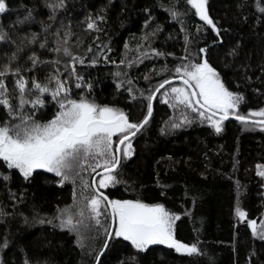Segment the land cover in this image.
Segmentation results:
<instances>
[{
    "label": "trees",
    "instance_id": "trees-1",
    "mask_svg": "<svg viewBox=\"0 0 264 264\" xmlns=\"http://www.w3.org/2000/svg\"><path fill=\"white\" fill-rule=\"evenodd\" d=\"M241 2L208 0V13L221 29L220 37L194 15L186 0H65L66 7L56 12L55 20L48 18L44 0H8L12 10L0 14V24L8 26L17 18L23 19L31 9L35 22L17 25L19 31L40 33L41 38L46 35L52 48L59 40L61 48L67 47L84 59L83 64H75L83 87L76 88L74 77L68 78L73 98L83 94L98 104L118 107L133 121L142 120L146 114V101L137 89L147 95V90L165 77L178 78L172 70L186 54L193 61L203 55L220 73L225 86L243 95L239 111L247 115L249 110L264 108V14L256 10L254 0H246L251 7L243 9L238 7ZM171 3L181 12L188 9L187 13L172 18L167 11ZM98 16L104 17L103 21L96 19L100 30L88 29L89 17ZM41 21L50 25L47 34L41 32ZM57 31L58 36L54 34ZM65 33L67 44L63 42ZM31 47L42 60L60 61L38 68L37 78L58 68L63 79L71 71V65L66 66L70 58L62 51ZM201 47H206V53L199 54ZM151 49L170 55L157 56ZM232 49H236L235 56L229 55ZM12 50L0 44V64ZM27 54L25 49L20 61L26 65L30 63ZM164 65L169 71H162ZM44 99L45 107L36 112V119L41 121L56 110L50 96L45 94ZM179 115L180 108L163 103L159 94L152 118L132 139L133 155L122 160L118 169L117 178L122 182L102 191L110 198L163 204L179 214L174 225L176 238L187 243L198 238L203 254H180L165 245H150L136 252L129 242L116 238L100 264H132L131 256L136 257L135 264H264V240L253 236L247 225L248 219H255L257 232L264 228V178L256 174V166L264 165V130L223 121L222 131L216 133L199 119L169 128L166 122L178 120ZM5 119L6 112L0 108V120ZM85 169L81 176L90 183L95 173L87 165ZM2 172L10 175L7 182L0 180V209L10 213L0 216V242L5 236L9 240L8 247L0 250L4 264H23L25 254L33 261L47 260L49 264H93L95 250L103 243L102 232L94 240L85 239L81 249L76 234L55 227L57 221L40 224L33 219H50L58 207L72 205L74 190L79 203L80 179L75 185L71 181L61 185L54 174L37 169L25 180L18 170H7L0 161ZM89 191L84 190V195ZM237 205L246 211L243 222L235 215ZM24 217H28L27 223Z\"/></svg>",
    "mask_w": 264,
    "mask_h": 264
},
{
    "label": "snow or ice",
    "instance_id": "snow-or-ice-1",
    "mask_svg": "<svg viewBox=\"0 0 264 264\" xmlns=\"http://www.w3.org/2000/svg\"><path fill=\"white\" fill-rule=\"evenodd\" d=\"M207 3L208 0H186V4L194 9V15L220 37L221 29L209 16ZM44 4L49 9L50 20H55L56 12L66 7L65 0H44ZM254 4L256 10L264 14V0H254ZM238 7L243 9L251 5L242 0ZM11 10L8 0H0V14ZM167 11L176 19L186 14L188 9L181 12L176 3H171ZM35 19L32 10L29 9L23 19L17 18L8 26L0 24V44L14 49L10 54H6V58L0 64V108L5 110L7 116V119L0 120V161L7 170H18L25 180L37 169L54 174L59 178L57 182L61 185L65 181H71L75 185L79 178L82 192L78 203L74 190L72 205L58 207L52 218L46 220L33 216V219L40 224H53L54 220L57 221L55 227L76 234V243L81 249L85 248V239L94 240L96 235L102 232L103 243L95 250L93 264H100V257L108 248V242L116 238L129 242L136 252H143L150 245H165L180 254L189 256L203 254L198 247V238L191 243L176 238L174 225L179 219V214L170 212L161 203H145L139 198H110L102 190L122 182L117 178L118 169L122 160L133 155L132 139L148 124L157 93L163 97V103L174 109L180 108L178 120L166 122L171 129L190 125L193 119H199L202 123L207 122L216 133H220L223 121L231 116L245 127H259L264 130V108L249 110L247 115L241 114L239 107L244 101L243 95L229 90L220 73L203 55H198L193 61L187 54L179 58L182 62L172 70L181 79L182 86H172L170 78L165 77L154 88H149L147 95L143 90L137 89L146 101V114L140 121L131 120L129 114L118 107L98 104L83 94L73 98L68 78L74 77L76 88L83 87L81 83L83 77L76 73L75 64H83L84 59L74 56L67 47L61 48L59 40L56 41L57 47L52 48L46 35L41 38L40 33L21 32L16 27L30 25ZM96 19L103 21L104 17H89L88 29L100 30ZM41 25V32L47 34L50 25L43 24V21ZM155 30L158 31L159 27L157 26ZM54 34L58 36L59 32ZM184 39L187 42L188 36ZM63 42L67 44V33L63 37ZM32 45L56 53L62 51L70 58L66 66L70 64L71 71L63 79L58 68L42 78H37L35 73L38 68L46 64H59L60 61L42 60ZM127 47L125 44V48ZM25 49H28L26 59L30 62L27 65L20 62ZM88 50L91 51L90 48ZM151 51L157 56L170 55L156 49ZM198 52L206 53V47L199 48ZM236 54V49L229 52L230 56ZM92 63H96L95 59ZM120 63L123 64L124 61L121 60ZM162 71H169L167 65L163 66ZM28 73L32 75L29 76ZM147 79L145 76V80ZM127 82L131 84V80ZM166 85L168 88H165ZM87 87L90 89L91 85ZM162 89L164 91H161ZM128 91L131 95L132 88L129 87ZM45 94L55 101L56 110L50 118L41 121L36 119V112L45 107ZM189 112L193 115H189ZM85 165L95 173L90 183L81 176V172L86 170ZM256 167V174L264 178V165L258 164ZM97 169L101 171L97 172ZM96 176L99 177L98 180ZM9 179L8 172L0 173V180L7 182ZM84 190L90 191L84 195ZM237 191H241L239 182ZM12 195L15 198V194ZM7 215L10 213L0 209V216ZM235 215L241 222L246 220V211L239 205L235 208ZM101 216L104 217L103 221L100 219ZM24 221L27 223L28 217H24ZM247 225L253 236L258 235L264 240V228L257 232L255 219H248ZM85 233L91 235L86 236ZM8 245L9 240L5 236L0 242V250L7 248ZM129 259L135 264V256ZM0 264H4L2 259ZM23 264L49 262L39 259L33 261L25 254Z\"/></svg>",
    "mask_w": 264,
    "mask_h": 264
},
{
    "label": "water",
    "instance_id": "water-1",
    "mask_svg": "<svg viewBox=\"0 0 264 264\" xmlns=\"http://www.w3.org/2000/svg\"><path fill=\"white\" fill-rule=\"evenodd\" d=\"M178 83H182V81H181V79L178 77V78H175V79H171V85H174V84H178ZM168 87V85H166L165 86V88H167ZM164 89H162L161 91H163ZM159 94L160 93H157V95H156V98L154 99V101H153V113H154V109H155V103H156V100H157V98H158V96H159ZM153 113H152V116H153ZM152 116L149 118V121H150V119L152 118ZM225 121H234V122H239V121H237L234 117H229V119H227V120H225ZM146 126V125H145ZM144 126V127H145ZM144 129V128H143ZM142 129V130H143ZM141 130V131H142ZM139 134V133H138ZM137 134V135H138ZM135 138V137H134ZM97 180L99 179V177L98 176H96L95 177ZM110 242H111V240L108 242V247H109V244H110ZM108 249V248H107ZM107 249H105L104 250V252H103V255L105 254V252L107 251ZM103 255L100 257V261H101V259H102V257H103Z\"/></svg>",
    "mask_w": 264,
    "mask_h": 264
},
{
    "label": "rangeland",
    "instance_id": "rangeland-1",
    "mask_svg": "<svg viewBox=\"0 0 264 264\" xmlns=\"http://www.w3.org/2000/svg\"><path fill=\"white\" fill-rule=\"evenodd\" d=\"M255 119H259V118H255Z\"/></svg>",
    "mask_w": 264,
    "mask_h": 264
},
{
    "label": "bare ground",
    "instance_id": "bare-ground-1",
    "mask_svg": "<svg viewBox=\"0 0 264 264\" xmlns=\"http://www.w3.org/2000/svg\"><path fill=\"white\" fill-rule=\"evenodd\" d=\"M95 176V175H94Z\"/></svg>",
    "mask_w": 264,
    "mask_h": 264
}]
</instances>
